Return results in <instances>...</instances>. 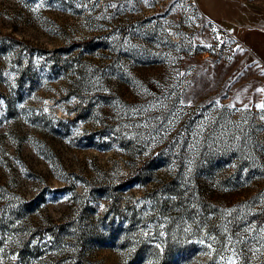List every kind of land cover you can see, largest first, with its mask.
I'll list each match as a JSON object with an SVG mask.
<instances>
[{
  "label": "rangeland",
  "instance_id": "rangeland-1",
  "mask_svg": "<svg viewBox=\"0 0 264 264\" xmlns=\"http://www.w3.org/2000/svg\"><path fill=\"white\" fill-rule=\"evenodd\" d=\"M262 105L264 0H0V264H264Z\"/></svg>",
  "mask_w": 264,
  "mask_h": 264
},
{
  "label": "trees",
  "instance_id": "trees-1",
  "mask_svg": "<svg viewBox=\"0 0 264 264\" xmlns=\"http://www.w3.org/2000/svg\"><path fill=\"white\" fill-rule=\"evenodd\" d=\"M89 42H90V40H83V41H79L78 44L81 45V46H82V45H83V46H86V45L88 46V43H89Z\"/></svg>",
  "mask_w": 264,
  "mask_h": 264
},
{
  "label": "snow or ice",
  "instance_id": "snow-or-ice-1",
  "mask_svg": "<svg viewBox=\"0 0 264 264\" xmlns=\"http://www.w3.org/2000/svg\"><path fill=\"white\" fill-rule=\"evenodd\" d=\"M262 107H264V105H262Z\"/></svg>",
  "mask_w": 264,
  "mask_h": 264
}]
</instances>
